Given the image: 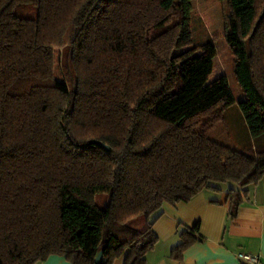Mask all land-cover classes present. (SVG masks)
I'll return each instance as SVG.
<instances>
[{"label": "trees", "instance_id": "obj_1", "mask_svg": "<svg viewBox=\"0 0 264 264\" xmlns=\"http://www.w3.org/2000/svg\"><path fill=\"white\" fill-rule=\"evenodd\" d=\"M191 1L0 0V264H95L102 248L101 264H145L163 203L264 176V0H225L242 148L210 136L234 98L225 75L207 81L215 47ZM246 192L228 190L230 215Z\"/></svg>", "mask_w": 264, "mask_h": 264}, {"label": "crops", "instance_id": "obj_2", "mask_svg": "<svg viewBox=\"0 0 264 264\" xmlns=\"http://www.w3.org/2000/svg\"><path fill=\"white\" fill-rule=\"evenodd\" d=\"M230 188L247 191L234 216L229 214ZM195 223L198 239L183 250L180 259H173L170 250L179 242V233ZM151 228L158 240L146 252L145 264H249L238 257L239 252L257 254L259 264H264V176L256 184H214L187 202L163 203ZM124 255L112 264H124ZM35 264L70 263L52 254Z\"/></svg>", "mask_w": 264, "mask_h": 264}, {"label": "rangeland", "instance_id": "obj_3", "mask_svg": "<svg viewBox=\"0 0 264 264\" xmlns=\"http://www.w3.org/2000/svg\"><path fill=\"white\" fill-rule=\"evenodd\" d=\"M192 14H194L193 24L195 25L194 34L203 39L213 41L215 54L212 58V71L208 75L207 81L211 82L220 75H225L227 86L230 90L234 102L224 111V124L219 123L214 132L210 135L219 142L230 144L236 148L253 143L247 126L243 120L242 114L238 108V102L244 98L242 89L239 87L233 74V54L227 45L224 34V14L227 12L225 0H192ZM61 60V48L54 49L55 75L60 79L58 66ZM256 144L264 145V136L256 141ZM223 186L236 187L235 182H214ZM107 195L105 192L99 193L94 198V203L99 207H104ZM133 224L143 227V217L139 216L133 221Z\"/></svg>", "mask_w": 264, "mask_h": 264}, {"label": "built area", "instance_id": "obj_4", "mask_svg": "<svg viewBox=\"0 0 264 264\" xmlns=\"http://www.w3.org/2000/svg\"><path fill=\"white\" fill-rule=\"evenodd\" d=\"M238 257L249 264H259V257L257 254L239 252Z\"/></svg>", "mask_w": 264, "mask_h": 264}, {"label": "water", "instance_id": "obj_5", "mask_svg": "<svg viewBox=\"0 0 264 264\" xmlns=\"http://www.w3.org/2000/svg\"><path fill=\"white\" fill-rule=\"evenodd\" d=\"M94 143H96V142L94 141ZM97 143H98L101 147H103L104 149H106V150L109 149V147H108L106 144H104V143H102V142H97ZM102 256H103V248L100 249V250L98 251V253L96 254V256H95V258H94V262H95V264H101Z\"/></svg>", "mask_w": 264, "mask_h": 264}]
</instances>
